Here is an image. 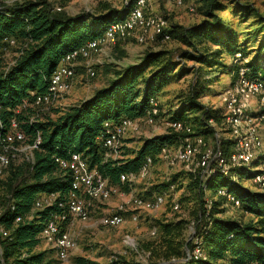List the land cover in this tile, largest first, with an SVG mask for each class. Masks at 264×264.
<instances>
[{
    "label": "trees",
    "instance_id": "1",
    "mask_svg": "<svg viewBox=\"0 0 264 264\" xmlns=\"http://www.w3.org/2000/svg\"><path fill=\"white\" fill-rule=\"evenodd\" d=\"M201 4L202 20L199 23L191 27L171 23L167 30L171 38L169 42L194 51L181 50L178 56L167 50L147 51L139 62L111 71L108 85L97 90L91 99L70 108L56 121L44 122L31 121L35 111L19 110V107L25 100H32L31 93L46 91L47 80L67 53L99 38L111 23L125 19L129 7L116 8L109 3H99L95 12L72 16L66 12L55 13L46 0H38L15 4L0 12V125H4V128H0V135L16 119L28 143L33 144L38 133L42 137L39 149L34 151V162L27 167V176L23 175L18 180V175L13 174L16 179L8 188L9 197L2 201L4 208L0 215V230L4 229L10 235L4 238L0 233V264H41L43 261L42 253L34 255L32 252L40 243L39 236L46 220L60 210L53 205L42 211H33L35 202L43 194H58L57 202H60L71 192L70 173L59 168L55 163L56 157L65 158L73 152L84 153L92 167L96 166L112 186H123L120 182L122 173L138 172L148 156L156 158L163 145L177 144L183 135L172 132L145 139L136 152L122 151L119 159H106L105 149L97 141L106 122L146 116L151 108V99L158 100V95L176 79L193 73L194 80L185 102L181 107L173 108L167 118L191 125L194 135L213 138L215 129L209 121L221 124L222 109L209 108L200 103L210 87L204 70L221 66L225 55L241 53L249 60L247 66L252 75L264 79L261 55L244 51L253 42L259 43L260 35H256L257 31L243 35L231 22L233 18L242 19V16L249 14L245 12L244 5L238 3L231 13L232 17L228 18L225 15L227 6L222 0H201ZM253 14L258 17V13ZM260 33L264 34V29ZM11 39L24 46L14 65L7 68V65H3L2 50L10 47L6 41ZM261 43L263 47L264 43ZM252 49L255 50L254 47ZM189 61L195 62V65L188 67ZM228 67L231 71L235 70V65ZM159 109L162 111L161 104ZM192 115L197 117L190 119ZM221 145L227 151L229 144L222 141ZM263 159L260 158L252 166L262 164ZM257 173L251 168L236 169L230 175L217 172L203 181L189 174L191 186L197 190L200 199L194 224L196 236L202 240L206 260L188 259L187 252L192 253L194 241L190 236L186 238V222L179 220L159 224L164 239L159 253L164 262H264V192L253 191L244 185ZM180 176L183 177V174L162 183L150 195L176 186ZM124 186V190H130L128 185ZM222 188L241 202L243 212L255 218L251 223L227 217L228 208L224 198L211 197L212 206L207 210V194L215 195ZM19 217L23 221L15 225ZM79 264L99 263L81 259Z\"/></svg>",
    "mask_w": 264,
    "mask_h": 264
},
{
    "label": "built area",
    "instance_id": "2",
    "mask_svg": "<svg viewBox=\"0 0 264 264\" xmlns=\"http://www.w3.org/2000/svg\"><path fill=\"white\" fill-rule=\"evenodd\" d=\"M73 2L75 0H55ZM98 3L112 4L114 0H96ZM169 4L177 8H189L194 12L193 7H188L189 0H167ZM129 7V12L125 19L111 23L103 34L92 41H88L67 53L59 62L52 75L47 80V88L43 93H31L32 100H25L19 110L32 109L38 111L43 109H59L61 102L72 87L73 80L79 70H83L87 76L94 78L96 70L91 65L94 56L100 55L105 49L119 42H133L140 46L153 44L156 42L167 43L170 36L167 30L170 29L169 21L154 13L151 0H126L124 7ZM54 10L63 12V7L55 5ZM9 46H14V39L6 41ZM233 57L235 70L231 87L222 96V121L217 125L214 137L207 140L203 136L194 135L191 125L180 121L168 119L167 125L172 132L182 134L177 144H165L161 147L156 158L148 156L144 165L138 172L122 173L120 182L128 185L131 189L139 179L145 178L151 171L156 160H161L170 166L182 165L185 171L193 176L199 177L202 181L211 175L221 172L230 175L236 169L251 168L253 163L259 160L263 151V140L261 134V123L264 122V79L252 75L247 66L249 60L241 53ZM151 108L145 116V121L149 125L155 124L160 116L159 101L151 99ZM1 111V105H0ZM254 115V116H253ZM32 121V120H31ZM140 118L124 119L119 122H106L103 131L98 136L97 141L105 149L106 159L112 158V154H118L124 147V140L130 132H139ZM4 128V125H0ZM225 132V134H220ZM171 134V133H170ZM226 135V137L224 136ZM27 141L26 135L20 129L16 119L10 123V127L0 135V177L11 165V156L18 152L17 145ZM227 142L229 146L224 151L221 143ZM42 143L40 133L33 144H29V149L34 153ZM121 156V155H120ZM55 163L65 172H69L72 183L71 192L60 201L58 194L40 195L34 205L33 211H42L53 205H57L59 212L52 213L46 220L40 234L44 240L57 254L58 258L66 261L70 253L77 247L76 240L71 233L76 221L88 222L91 219L94 203L103 204L110 201L113 196L123 197L118 186H112L108 178L92 167L89 157L84 153L73 152L68 157H56ZM260 191H264V163L261 164L260 171L252 179ZM175 186L172 185L161 193L155 192L151 197L133 196L131 209L120 206L116 211L103 213L100 217V225L106 228H118L125 223V216L129 214L133 221L139 220L138 212L158 211L170 199L173 209H179V203L171 196ZM215 198H224L226 207L231 205L239 209L241 202L236 199L227 189H218ZM127 205H129L127 203ZM212 206L211 198L206 199L207 210ZM130 208V207H129ZM101 207L98 206L97 210ZM1 215V212H0ZM21 217L16 219L15 225L21 223ZM191 240L194 241L192 253L189 259L206 260L202 240L196 236L194 222L190 226ZM3 237H8L10 233L4 229L0 230ZM157 235V230L152 232ZM128 239H130L128 237ZM133 243V240L130 239ZM117 262V261H111ZM244 264H264L262 261H251Z\"/></svg>",
    "mask_w": 264,
    "mask_h": 264
},
{
    "label": "rangeland",
    "instance_id": "3",
    "mask_svg": "<svg viewBox=\"0 0 264 264\" xmlns=\"http://www.w3.org/2000/svg\"><path fill=\"white\" fill-rule=\"evenodd\" d=\"M26 1L38 0H0V12L4 11L6 7L22 4ZM46 1L53 10L55 5H60L64 9L63 12L72 16L95 12L99 6L96 0H75L70 3L55 0ZM125 1L126 0H114L112 6L123 8ZM222 3L227 6L225 15H227L228 18L232 17L231 13L236 10V5H238V3L244 5L246 9L245 12L249 14L245 17L242 16V19L239 17L233 18L231 22L240 33H243V35H245V32L250 33L257 31L256 35H260L258 38L260 40L259 43L253 42L249 48H246L244 51L247 54L256 52L257 56L261 55V59L264 61V45L263 47L261 46V42L264 43V34L261 35L260 33L264 29L262 25V19L264 17V0H237L236 3L232 0H222ZM151 6L154 13L165 17L170 24H178L181 22L184 25H194L202 20L201 0L188 1V7H193L195 9L194 12H191L189 8L174 7L169 4L167 0H151ZM53 12H55V10ZM253 13H258V17ZM23 46L24 45L19 42L14 46L4 48L2 50L3 65H7V68L14 65L21 55L20 51L23 49ZM253 47L255 50L252 49ZM202 49L204 48L202 47ZM210 49L213 50L214 48L210 47ZM159 50H167L174 53L175 56H178L181 50L194 51L188 47L178 46L173 42H156L145 46H140L133 42H119L115 45H111L100 55L93 57L90 64L93 65L96 70V76L94 78L87 76V74L80 69L76 78L73 80L71 89L61 102L60 106L62 107L59 109L56 108L57 110H46L42 108L35 112L31 120L42 122L48 120L56 121L70 108L89 100L99 88L101 89L108 85L112 77L111 71L119 68L123 69L139 62L140 58L147 51ZM187 63L188 67L195 65L193 61ZM231 65H233V57L225 55L222 58L221 66L213 70L207 68L204 70L207 75L206 78L210 81V87L200 99L201 104L213 109H222V96L226 93V90L231 87L234 80L233 71L228 67ZM193 80L194 74L190 73L182 79H176L172 84L166 87L163 92L158 95V101L161 104L162 111L155 124L149 125L145 121V116L141 117L139 132L128 133L124 140L125 145L122 147V150H120L118 154H112L111 157L115 159L118 158V156L122 157L120 156L122 155V151H125V153L136 152L142 146L145 139L172 133V130L167 125V116L173 108L176 109L183 105L182 103L185 102V97L188 95ZM192 116L190 119H195L197 117L196 115ZM209 124L215 130L219 128L215 123L210 121ZM260 128L263 140L261 158L263 159L264 122L261 123ZM221 133L225 134V132H220V134ZM224 136L226 137V135ZM211 139L212 137L207 138V140L210 141ZM16 148L18 152L11 156L10 167L5 171L4 175L0 177V212H2L4 208L2 201L9 197L8 188L11 182L16 179L13 174L18 175V180L23 175L27 176V167L34 162V153L29 149L28 141L17 145ZM22 168L24 169L21 170ZM260 168L261 164L252 166L251 170L253 172H259ZM177 174L178 176L183 174V177L180 176V178H176L177 185L174 191L171 192V196L179 203V209L177 211L173 209V199H170L158 211L150 213L143 211L138 212L139 220L137 222L133 221L129 214H126L124 217L125 223L118 228H106L100 225L99 221L103 213L116 211L120 206H124L127 210L131 209L130 205L133 196L149 198L152 196L150 195L152 190H157L159 185L169 182ZM190 178L191 175L185 171L182 165L173 167L158 159L155 161L150 173L145 178L139 179L132 189L129 187L130 190L126 191L124 190V185L119 186L120 191L124 193L123 197L113 196L110 201L102 205L94 203L95 208L92 211L91 219L88 222H75L71 233L76 240L77 247L70 253L66 261L60 260L56 252L44 240H41L40 236V243L33 250L32 254L36 255L42 253L44 255L41 264H79L81 259L99 264H109L112 260L117 261L119 264H167V262H164V258L160 257L161 252L159 253V247L164 242L163 236L159 230V224L183 220L186 222L185 236L187 239L191 236L189 229L198 212L200 199L197 190L191 186ZM244 185L251 188L253 191H259V188L253 184L252 179L245 181ZM45 195L47 194H44V196ZM211 197H214L213 193H209L206 196L207 199ZM127 203L129 205H127ZM98 206L101 207L100 210H97ZM227 217L240 219V221L244 223H251L255 219L250 214L243 212L240 208L236 209L231 205L228 207ZM155 229L157 230L156 236L152 235ZM128 237L133 240V243L130 242ZM187 256L189 259V252H187ZM10 261H12V259ZM172 262L175 261L173 260Z\"/></svg>",
    "mask_w": 264,
    "mask_h": 264
},
{
    "label": "crops",
    "instance_id": "4",
    "mask_svg": "<svg viewBox=\"0 0 264 264\" xmlns=\"http://www.w3.org/2000/svg\"><path fill=\"white\" fill-rule=\"evenodd\" d=\"M199 22H200V21H198L197 23H199ZM178 24L183 25V26H185V27H191V26H192V25H184V24L181 23V22L178 23ZM99 89H100V88H99ZM99 89H98V90H99ZM94 94H95V93H94ZM94 94L92 95V97L94 96ZM92 97H91V98H92ZM91 98H89V99H91Z\"/></svg>",
    "mask_w": 264,
    "mask_h": 264
}]
</instances>
